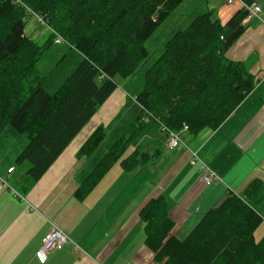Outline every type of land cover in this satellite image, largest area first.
Masks as SVG:
<instances>
[{
  "label": "trees",
  "instance_id": "trees-1",
  "mask_svg": "<svg viewBox=\"0 0 264 264\" xmlns=\"http://www.w3.org/2000/svg\"><path fill=\"white\" fill-rule=\"evenodd\" d=\"M183 0H0V132L11 126L28 142L16 158L29 162L26 181L38 180L117 86L116 76L129 78L148 57L145 41ZM250 1V0H247ZM30 12L82 55V60L52 93L38 62L53 33L40 43L25 33ZM246 11L238 9L221 22L213 10L196 14L175 31L144 73L135 95L139 115L103 154L75 190L85 198L115 164L130 171L152 163L156 151L124 153L150 120L190 135L215 129L255 85L242 61L225 54L245 30ZM149 120V121H150ZM148 121V122H149ZM105 134L98 126L77 155L90 154ZM262 186L252 179L241 193L227 191L184 238L171 233L174 221L160 194L139 210L144 243L157 264H264V219L248 199Z\"/></svg>",
  "mask_w": 264,
  "mask_h": 264
},
{
  "label": "crops",
  "instance_id": "crops-1",
  "mask_svg": "<svg viewBox=\"0 0 264 264\" xmlns=\"http://www.w3.org/2000/svg\"><path fill=\"white\" fill-rule=\"evenodd\" d=\"M200 1L221 22L241 8L239 2ZM254 1L260 4L261 15L243 21L244 32L225 54L230 60L244 62L255 79L240 104L215 129L205 128L196 135L182 132L180 145L174 149L166 147L160 123L146 122L131 143L142 135L145 146L130 145L124 156L133 150H147L156 151L158 157L130 171L115 163L85 198L78 199L75 190L141 111L135 100L140 91L136 86L116 81L114 91L38 180L26 181L29 162H16L27 137L7 126L0 132V175L25 198L0 192V264H157L154 252L144 243L139 210L160 194L167 199L174 221L171 233L180 239L227 191L241 193L255 178L262 186L247 202L257 213L263 212L264 0ZM36 32L33 22L25 28L32 38H38ZM98 126L104 128L103 138L90 154L78 156L80 146ZM192 152L216 174L211 184L202 183L200 162H190ZM11 166L14 171L8 175ZM50 221L75 244L53 250L41 263L35 253ZM261 224L255 231L256 239L264 233V227L258 231Z\"/></svg>",
  "mask_w": 264,
  "mask_h": 264
},
{
  "label": "rangeland",
  "instance_id": "rangeland-1",
  "mask_svg": "<svg viewBox=\"0 0 264 264\" xmlns=\"http://www.w3.org/2000/svg\"><path fill=\"white\" fill-rule=\"evenodd\" d=\"M210 1L211 0H209V2ZM208 9L209 8L206 7V3H201L200 0H184L170 13V15L158 26L154 33L145 41L144 45L148 51V57L142 66L133 76L129 78L116 76V81H124L125 85L136 86L137 89L141 90L144 84L145 71L161 54L167 39L170 38V36L175 31L185 28L196 14L205 12ZM31 22L34 23L37 31L36 33L38 38L35 39L40 43H42L50 35V32L53 33V38H55V36H57L56 34H58L47 25L38 24L32 18L27 19L26 26ZM81 59V54L75 49L72 50L69 45L65 43V41L59 45L54 44L53 42L50 43L38 62V68L44 75L47 76L44 82L45 90L49 93L54 92L60 86L63 80L75 69ZM23 135L27 137L25 133ZM135 143L139 148H142L143 144H146L145 137L140 135L138 139L135 140V142L131 145V147L134 146ZM129 149L130 148L126 150L125 154L129 152ZM262 227H264V224H261V228H259L258 231H260Z\"/></svg>",
  "mask_w": 264,
  "mask_h": 264
},
{
  "label": "built area",
  "instance_id": "built-area-1",
  "mask_svg": "<svg viewBox=\"0 0 264 264\" xmlns=\"http://www.w3.org/2000/svg\"><path fill=\"white\" fill-rule=\"evenodd\" d=\"M227 4H231L234 2H239L241 5V8H243L246 11V15L244 17L243 21H249L254 18H258L261 15V6L254 0H225ZM29 18L34 19L38 24L40 25H46L44 19L42 16L38 15L35 12H30ZM54 38V43H60L63 42V38L56 34ZM145 122H148L150 120L149 115L145 116L143 118ZM162 131L166 134V140L165 145L169 149L177 148L180 145L181 142V136L180 134L182 132H185L188 130V127L186 124H183L182 128L179 131H175L172 129H169L167 126L161 125ZM191 164H195L196 162H200L199 166L202 170L201 174V181L209 185L211 184L216 177V174L204 163H202L195 152H192ZM14 171V166H11L7 169V174L10 175ZM0 192H7L11 194L13 197H18L21 200L25 201L24 196L16 187H14L12 184H10L4 177L0 175ZM28 207L33 208L31 205L28 204ZM73 243L75 244L70 236L65 233L61 227L56 225L54 222L50 221L49 228L45 235L42 238V242L40 247L37 249L35 256L38 259L39 262L44 263L49 254L53 250H58L63 248L67 243Z\"/></svg>",
  "mask_w": 264,
  "mask_h": 264
}]
</instances>
